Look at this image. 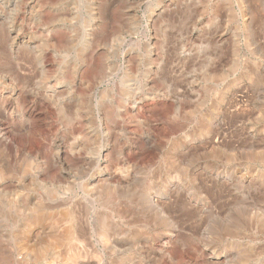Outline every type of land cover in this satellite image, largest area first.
Instances as JSON below:
<instances>
[{
    "label": "rangeland",
    "instance_id": "1",
    "mask_svg": "<svg viewBox=\"0 0 264 264\" xmlns=\"http://www.w3.org/2000/svg\"><path fill=\"white\" fill-rule=\"evenodd\" d=\"M30 2L0 0V264H67L17 252L37 207L48 234L82 213L80 264H264V0H95L90 30L85 0Z\"/></svg>",
    "mask_w": 264,
    "mask_h": 264
},
{
    "label": "bare ground",
    "instance_id": "2",
    "mask_svg": "<svg viewBox=\"0 0 264 264\" xmlns=\"http://www.w3.org/2000/svg\"><path fill=\"white\" fill-rule=\"evenodd\" d=\"M248 1V0H247ZM11 2H14V1H11ZM235 2H238V4H239V7H240V9L241 8H244L243 7V5H242V3H244L245 2V0H235ZM15 3V2H14ZM13 3V4H14ZM60 3V2H59ZM58 4V3H57ZM57 4H56V6H57ZM181 4V3H180ZM29 5L31 6L29 9H30V14H31V18H32V20H34V21H37L38 22V19H37V12H36V4L34 3V0H33V2L31 3H29ZM62 5V4H61ZM64 5V4H63ZM62 5V6H63ZM85 5H86V8H87V18L83 21V28H84V30L85 29H89V27L90 26H92L93 24H90L93 20L95 21L96 20V14H95V11L97 10L95 7H96V2H95V0H85ZM11 6H12V4H11ZM158 7V6H157ZM59 8V7H58ZM167 8V7H166ZM96 9V10H95ZM249 9V8H248ZM167 10V9H166ZM250 10V9H249ZM256 10V9H255ZM157 11V10H156ZM98 14V13H97ZM31 18H30V20H31ZM57 20V19H56ZM98 20V19H97ZM10 22V21H9ZM151 22V21H150ZM257 22H258V20H257ZM57 23V22H56ZM19 25V24H18ZM17 25V26H18ZM162 26V25H161ZM46 27V26H45ZM50 27H55L54 26V22H52L51 24H50V26H48V27H46V28H50ZM150 27V26H149ZM152 27V26H151ZM155 27V26H154ZM157 27H158V25H157ZM9 31H10V33H11V30L13 31V30H15V28H12L11 29V27L9 26ZM18 28V27H17ZM19 29V28H18ZM40 29L41 30H43L44 31V27H40ZM132 29H134V28H132ZM136 29V28H135ZM20 30V29H19ZM90 30V29H89ZM138 30V29H137ZM253 30V29H252ZM87 31V30H86ZM86 31H85V35H84V42L83 43H85L84 45H82L80 48H81V52L80 53H83V51L86 49V48H88L87 46H88V44H87V42H88V32L86 33ZM164 31V30H163ZM14 32V31H13ZM16 32V31H15ZM139 32V31H138ZM27 33V32H26ZM131 33H133V31H131ZM30 34H32V32L30 33ZM91 34H89V36H90ZM119 35H121V34H119ZM36 36V35H35ZM118 36V35H117ZM224 35H221L220 36V38L222 39V38H225V37H223ZM253 36V35H252ZM32 37V36H31ZM22 38V37H21ZM11 39L13 40L14 38H12L11 37ZM10 39V41H11V44H13L12 42L15 40L16 41V39H14L13 41ZM193 39V38H192ZM196 39V38H195ZM40 41L42 40V39H39ZM89 40H90V38H89ZM226 40V39H225ZM38 41V40H37ZM42 43H40V45H44L43 44V42L44 41H41ZM188 42V41H187ZM21 43V45H23L25 42L24 41H21L20 42ZM197 43V42H196ZM222 43V42H221ZM233 43V42H232ZM11 44H10V48H12L11 47ZM219 44V43H218ZM158 47H160L161 45L158 43ZM192 45V44H191ZM164 46V45H163ZM19 47H24V45L23 46H19ZM18 47V48H19ZM26 47V46H25ZM232 47V46H231ZM161 48V47H160ZM32 49V48H31ZM146 49V48H145ZM33 50V49H32ZM164 50V49H163ZM233 50V49H232ZM231 50V52H233ZM145 51V50H144ZM33 52H34V50H33ZM151 53H152V47L151 46H147V62H148V67L150 68V69H154V68H158L159 67V64H158V59H155V61H153V62H151L150 63V60H153V59H151ZM163 53V52H162ZM36 54V52H35V57L37 58V59H35V60H38V57H40L39 55H37ZM138 55V54H137ZM161 55V54H160ZM159 55V56H160ZM144 56V55H143ZM80 57H81V55H80ZM163 57V56H162ZM146 58V57H145ZM234 59V58H233ZM40 60V59H39ZM160 60V59H159ZM163 60V59H162ZM237 60V59H236ZM233 61V60H232ZM231 61V62H232ZM235 62V61H234ZM178 63V62H177ZM233 64V63H232ZM147 65V64H146ZM161 65V64H160ZM152 68H151V67ZM5 67V66H4ZM162 68V67H161ZM230 69L231 68H233V66H231V67H229ZM8 69V68H7ZM42 69V68H41ZM147 69V68H146ZM144 70V69H143ZM232 70V69H231ZM124 71V70H123ZM149 71V70H148ZM153 71V70H152ZM155 71H157V70H155ZM154 71V72H155ZM159 72V71H158ZM145 73V72H144ZM156 73V72H155ZM39 74H40V76H41V78H42V81H44L47 77L45 76V73H44V70H41V72H39ZM7 75L8 74H4V73H2V72H0V93H3V91L5 90V91H8V94H11V92H10V88L8 89L7 87L8 86H6V78H7ZM9 76V75H8ZM126 77L127 78H129V79H127L126 81H131L132 80V78H133V76H129V75H126ZM10 79V78H9ZM46 81H47V79H46ZM8 83V82H7ZM9 84V83H8ZM10 87V86H9ZM13 87V86H12ZM14 88V87H13ZM44 89V88H43ZM46 90V89H45ZM67 90V89H66ZM26 93H25V95L27 96L29 93L27 92V91H25ZM47 93V92H46ZM58 93V92H57ZM57 93H55V94H57ZM153 93V92H152ZM165 93V92H164ZM153 95V94H152ZM8 96V95H7ZM155 96V95H154ZM54 98H63L62 97V95H58V96H54ZM76 105V104H75ZM80 105V103H79V101H78V103H77V107ZM60 113L62 114V115H65V110L62 108V107H60ZM90 133V132H89ZM148 136V135H147ZM5 137H7L6 135H5V130H4V127H2V124L0 123V141L1 140H7ZM85 139V138H84ZM70 144V149H72L73 148V146H75V142L73 143V142H70L69 143ZM7 145H9V144H7ZM144 145H145V147H149V145H150V142H149V138H147V137H144ZM6 148V147H5ZM10 148V147H9ZM76 149V148H75ZM74 149V150H75ZM8 150H10V149H8ZM7 150V151H8ZM73 150V151H74ZM98 150V149H97ZM70 151H72V150H70ZM59 152H60V150H59V145L56 143L55 144V155L54 156H56V157H58V155H59ZM6 153V149H4L2 146H0V155L3 157L2 158V161H0V183L2 182V180L5 178V176H7L8 177V175H9V171L8 170H11L10 169V164H9V158H8V155H4ZM7 154V153H6ZM98 157V156H97ZM1 158V157H0ZM118 159V158H117ZM121 159V158H120ZM116 161H117V163H116ZM121 163V162H120ZM60 166H61V168L60 169H63V170H65L66 168H65V166H64V164L62 163V161L60 162ZM33 165V164H32ZM108 165H111V170L110 171H118V169L120 168V165L121 164H119V159L118 160H115V158H114V163H113V160L112 161H110V163H108ZM91 167V166H90ZM15 168V167H14ZM108 168V167H107ZM95 169H96V173H97V175H101V180H98L97 182H96V184H90V182L88 183V182H82L83 184H82V190H83V192H85V193H90L93 189H94V191L97 189H107V188H105L106 187V185H108V179H110V177L112 176V173H108L107 171L106 172H104V170H102V168L100 167V165H96L95 166ZM104 169V168H103ZM106 170V169H105ZM120 170V169H119ZM24 171H27V169L25 168L24 169ZM134 171V170H133ZM29 172H31V170L29 171ZM127 173V172H126ZM20 174V173H19ZM25 175L26 174H24V175H22L21 176V178H24L25 177ZM29 175V174H28ZM67 175V174H66ZM132 176H133V174H132ZM135 176V175H134ZM33 178V177H32ZM135 178V177H134ZM6 180H7V178H6ZM35 180V179H34ZM128 180L130 181V180H134L133 178H128ZM17 181H18V179H17ZM19 181H20V179H19ZM23 181V180H22ZM21 182V181H20ZM19 183V182H18ZM16 184V183H15ZM29 185V184H28ZM107 187H109V186H107ZM258 187V186H257ZM6 189V188H5ZM17 189V188H16ZM2 191V189H1V185H0V192ZM20 192V190H16L15 191V193H14V195L15 194H20L19 193ZM16 196V195H15ZM97 197V196H96ZM21 198V197H20ZM19 199V198H18ZM97 199V198H96ZM16 203V202H15ZM18 204V203H17ZM263 206V205H262ZM77 207V206H76ZM30 208V207H29ZM49 208V207H48ZM75 208V207H74ZM239 208V207H238ZM46 209V208H45ZM76 209V208H75ZM260 209V208H259ZM48 210V209H47ZM78 210V209H77ZM80 210V209H79ZM79 210L77 211V212H79ZM30 211H31V214H34L32 217H30V218H28V219H26V221H25V225H27L26 226V230H25V232H23L24 233V240L22 239V238H20V239H16V244H17V252H20L23 248H26V250L25 251H30V252H32L33 254V259L35 258V260L36 261H45L46 259H48V256L49 255H53V256H56V257H59L60 258V260L61 261H65L67 264H80V262L82 261V260H85V254L82 252V246L85 244V238H84V235H85V233H84V231H83V227H81L80 226V222H79V220L78 219H76V217H78L79 215H81L82 213H80L79 212V215H78V213L76 214V210L74 211L73 209L71 210V209H66V211L62 214L61 213V220L64 222V226L63 227H65L64 229H63V227H62V230H59V231H56V233L54 234V233H52V234H48V233H46V231H43V232H37V231H34L35 229H36V227L35 226H39L40 227V225L42 224V220H46V218H47V220H49L50 222H51V224H55L57 221L53 218V217H51V216H49V213H46V212H44L43 211V209H41L40 207H37L36 209H34V208H32V209H30ZM52 211V210H51ZM53 212V211H52ZM54 213V212H53ZM52 215V214H51ZM54 215V214H53ZM86 216V215H85ZM26 218V217H25ZM79 218H81V216H79ZM25 220V219H24ZM62 221H60V222H62ZM47 222V221H46ZM254 224V223H253ZM24 226V225H23ZM245 227H247V226H245ZM24 228V227H23ZM104 228V227H103ZM25 229V228H24ZM23 229V230H24ZM33 229V230H32ZM40 229V228H39ZM242 229V228H241ZM38 230V229H37ZM230 231V230H229ZM228 231V232H229ZM105 232H107V230L105 231ZM32 234V237H33V235L35 236V240L34 241H32V240H30V235ZM107 234V233H106ZM105 234V235H106ZM29 235V236H28ZM237 235V234H236ZM101 236H102V238H100V239H102V242H105V237L106 236H104L103 235V233H101ZM251 236V235H250ZM31 237V238H32ZM233 237V236H232ZM85 249V248H84ZM24 250H22V251H24ZM89 251V250H88ZM90 252V251H89ZM88 252V253H89ZM151 252L153 253V249H152V247H149L148 249H147V255H148V253H150L151 254ZM226 252V251H225ZM21 253H23V252H21ZM87 253V254H88ZM213 253V252H212ZM86 254V255H87ZM91 253H89V255H90ZM31 255V254H30ZM31 255V256H32ZM92 255V254H91ZM146 255V256H147ZM94 256V255H93ZM50 257V256H49ZM51 259H53V258H51ZM56 259V258H55ZM54 259V261H56V260H59V259H56L55 260ZM5 259L3 258V261H4ZM50 260V259H49ZM25 261V260H24ZM35 261V262H36ZM53 261V262H54ZM60 261V262H61ZM45 262H47V261H45ZM83 262V261H82ZM85 262V261H84ZM219 262V261H218ZM143 263V262H142ZM215 263V262H214Z\"/></svg>",
    "mask_w": 264,
    "mask_h": 264
}]
</instances>
